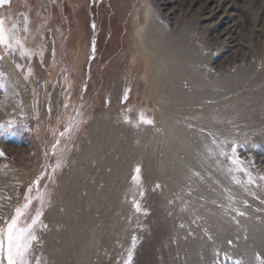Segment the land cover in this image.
Returning a JSON list of instances; mask_svg holds the SVG:
<instances>
[{"label":"rangeland","instance_id":"rangeland-1","mask_svg":"<svg viewBox=\"0 0 264 264\" xmlns=\"http://www.w3.org/2000/svg\"><path fill=\"white\" fill-rule=\"evenodd\" d=\"M0 18L26 50L0 46V162L23 176L0 226L42 213L28 264H48L54 217L90 243L111 226L82 264H264V0H8Z\"/></svg>","mask_w":264,"mask_h":264},{"label":"bare ground","instance_id":"bare-ground-1","mask_svg":"<svg viewBox=\"0 0 264 264\" xmlns=\"http://www.w3.org/2000/svg\"><path fill=\"white\" fill-rule=\"evenodd\" d=\"M158 1V0H157ZM169 2V1H168ZM220 9V8H219ZM170 10V9H169ZM219 11V10H218ZM233 14V13H232ZM234 15V14H233ZM137 22V21H136ZM217 23V22H216ZM218 24V23H217ZM229 26V25H228ZM229 29V28H228ZM233 30V29H232ZM237 31V30H236ZM11 95V94H10ZM10 97V96H9ZM16 96H11L10 98H8L7 102L8 104H12L15 102L16 100ZM149 136V135H148ZM146 137V136H144ZM107 139V138H106ZM145 139V138H144ZM108 140H111V139H108ZM148 140V141H147ZM143 144H140L138 146H134L132 144V142H130L128 144V153L126 155H124V159L127 160V161H131L132 158H136L138 157L139 155H141L142 151H143V148L146 147L147 144H149L148 142L150 141V138L147 139ZM113 142V140H112ZM111 148V147H110ZM118 151V150H116ZM96 152V151H95ZM100 152H103V151H100ZM111 152V151H110ZM109 153V152H108ZM123 154V153H122ZM108 155V154H107ZM121 155V154H120ZM93 156V155H92ZM99 156H100V153H99ZM94 157V156H93ZM110 157V156H108ZM103 158V157H102ZM141 158V157H140ZM146 158V157H145ZM144 158V159H145ZM114 159V158H113ZM121 160V157L119 158ZM110 161V159H109ZM120 162V161H119ZM108 163V162H107ZM114 164V162H112ZM110 163V165L112 164ZM126 164V163H125ZM101 165V164H100ZM123 164H121L122 166ZM130 165V164H129ZM4 164L2 162H0V189L1 190H7L9 191V189L12 188V185L21 180L22 177H19L18 173L20 172H17L15 171V169L13 171H10L9 169H6L3 167ZM104 166V165H103ZM107 166V165H106ZM119 166V165H118ZM128 166V165H127ZM101 167V166H100ZM109 167V166H108ZM112 167V166H111ZM115 167V166H114ZM120 167V166H119ZM114 170V168H113ZM122 170V169H121ZM120 171V170H119ZM104 172V171H102ZM22 175V174H21ZM113 176V175H112ZM25 178V177H24ZM23 178V179H24ZM81 178V177H80ZM108 179V178H107ZM110 179V178H109ZM106 180V179H105ZM115 180V179H114ZM24 181V180H23ZM108 180H106L107 182ZM110 181V180H109ZM108 181V182H109ZM112 181V180H111ZM126 183V182H125ZM125 189V186L123 187ZM123 189V190H124ZM97 191V190H96ZM5 192V191H4ZM93 193H96V192H93ZM92 193V195L94 196V194ZM103 193V192H102ZM11 194V193H10ZM13 194V193H12ZM97 194V193H96ZM14 195V194H13ZM110 195V194H108ZM6 197H8L7 195H5ZM91 197V196H90ZM109 197V196H108ZM91 199V198H90ZM106 199V198H105ZM111 202V201H110ZM110 202H107V204H104V205H107L110 204ZM87 203H91V200H89ZM103 204V203H102ZM110 206V205H109ZM11 207V206H10ZM7 208H8V203L7 201L5 200L4 196L0 195V218L1 216L4 218L6 216V212H7ZM97 207H95L96 209ZM106 208V207H105ZM108 209V208H106ZM90 210V209H89ZM102 210H105L104 208ZM110 210V209H109ZM98 212V211H97ZM99 213V212H98ZM9 214H11L9 212ZM67 214V213H66ZM104 214V213H103ZM106 214V213H105ZM80 216V215H79ZM88 216L90 217V215L88 214ZM67 217V216H66ZM8 217H6L7 219ZM84 218V217H83ZM9 219V218H8ZM7 219V220H8ZM54 219V220H53ZM52 220L54 221V226H53V231L50 234V237L48 238V241H46L48 243V246L46 247V250H48V255H50V259H49V262L48 264H82L81 262H84V261H81L80 260L82 259V257H85V256H88L90 257V259H94V261H97L99 260V257H98V254H99V248H98V243L100 242L99 240L100 239H103L105 238L106 236L105 235H108V229L111 228V226L109 224H106L105 225V228L103 229L104 230V233H101L100 236L96 235L95 236V240H93L92 243H90L89 240H82L84 239V237H86V234L83 232V231H79V227H78V224H77V221L76 222H73V225L71 226L70 223H66V224H63L61 223V219H58L57 217L55 218H52ZM77 220V219H75ZM5 221V220H4ZM90 221V220H89ZM79 222V221H78ZM175 223V222H174ZM179 224V223H178ZM94 224H89L88 222V227L86 228H89L90 226L92 227L93 229V226ZM182 225V224H181ZM188 225V224H187ZM63 226L65 228V232H63ZM184 226V225H183ZM59 227H62L60 230H59ZM72 227L75 228L74 229V233H72ZM132 227V226H131ZM96 228V227H95ZM52 229V228H51ZM85 229V228H84ZM90 229V228H89ZM101 229V228H100ZM91 230V229H90ZM111 230V229H110ZM79 231V232H78ZM88 231V229H87ZM95 231V230H94ZM96 232V231H95ZM102 232V231H100ZM99 232V233H100ZM191 232V231H190ZM72 233V235L70 236V234ZM92 233V232H91ZM98 234V233H97ZM196 234V233H195ZM114 235V234H113ZM200 237V236H199ZM198 237V239H199ZM119 238V237H118ZM89 239V238H88ZM94 239V238H92ZM82 240V242H81ZM184 241V239H182ZM202 240V239H201ZM181 241V240H180ZM186 241V240H185ZM194 243V242H193ZM46 244V243H45ZM63 244V245H62ZM185 244V243H184ZM201 244L200 241L198 242V245ZM204 244V243H203ZM195 245V244H194ZM62 248L65 247V250L67 251V254H64L65 257H62L60 256L61 255V252H60V258H58L57 256H54L53 252H56L57 250H60L59 248ZM190 246V245H189ZM200 246V245H199ZM198 246V247H199ZM45 247V246H44ZM191 247H193L191 245ZM197 248V247H196ZM64 249V248H63ZM198 249V248H197ZM197 249H194L197 250ZM193 250V249H192ZM106 251V250H105ZM193 251V252H194ZM78 252H80V254L82 255H79L78 256ZM196 252V251H195ZM66 253V252H65ZM199 253V252H198ZM53 254V255H52ZM82 256V257H81ZM57 257V258H56ZM62 257V258H61ZM84 260V259H83ZM93 261V262H94ZM88 261L86 260V263ZM85 263V264H86ZM89 263V262H88ZM181 263V262H180ZM195 263V262H194ZM201 263V262H200ZM91 264V262H90ZM183 264V263H182ZM199 264V263H198Z\"/></svg>","mask_w":264,"mask_h":264},{"label":"snow or ice","instance_id":"snow-or-ice-1","mask_svg":"<svg viewBox=\"0 0 264 264\" xmlns=\"http://www.w3.org/2000/svg\"><path fill=\"white\" fill-rule=\"evenodd\" d=\"M7 2L8 0H0V5ZM13 27L15 26L13 25ZM25 31H27L26 28ZM14 45L21 48L22 54H26L21 39L14 32L6 29L5 20L0 18V46L13 49ZM141 120L142 122L151 123L150 120L145 121L143 115H141ZM0 155H3V153L0 152ZM233 163L239 166L240 162L238 159H233ZM139 171V168H137V175L133 177L134 181H139ZM29 206V203L26 202L23 206L16 208L15 215L6 223V226H0V264H3L5 260L6 264H28L26 256L30 251L32 241L36 239L32 230L42 215L38 212L30 223L21 225L20 220ZM136 207L139 211L138 204ZM131 259L132 256L129 253L128 264H130Z\"/></svg>","mask_w":264,"mask_h":264}]
</instances>
